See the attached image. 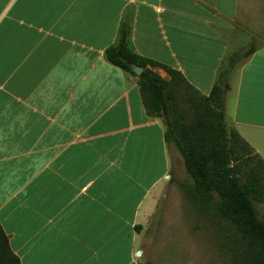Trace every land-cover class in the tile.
Here are the masks:
<instances>
[{"label": "crops", "instance_id": "obj_1", "mask_svg": "<svg viewBox=\"0 0 264 264\" xmlns=\"http://www.w3.org/2000/svg\"><path fill=\"white\" fill-rule=\"evenodd\" d=\"M123 24L205 95L233 59L226 126L264 160V0H0V224L21 264H140L136 226L183 164L105 58Z\"/></svg>", "mask_w": 264, "mask_h": 264}, {"label": "trees", "instance_id": "obj_2", "mask_svg": "<svg viewBox=\"0 0 264 264\" xmlns=\"http://www.w3.org/2000/svg\"><path fill=\"white\" fill-rule=\"evenodd\" d=\"M105 58L137 78L146 113L163 118L165 141L176 147L190 178L182 185L190 206L199 216L211 214L232 229L240 244L236 264H264V217L255 207V202L264 200V160L225 122V84L233 59L205 95L180 71L136 53L127 24L120 26L115 44L105 49ZM131 64L142 67L141 73L137 75ZM151 67L163 68L170 79H163ZM182 88L187 107L180 101ZM136 228L140 230L141 225ZM0 264H21L1 224Z\"/></svg>", "mask_w": 264, "mask_h": 264}, {"label": "rangeland", "instance_id": "obj_3", "mask_svg": "<svg viewBox=\"0 0 264 264\" xmlns=\"http://www.w3.org/2000/svg\"><path fill=\"white\" fill-rule=\"evenodd\" d=\"M185 94L186 89H180L183 106ZM188 182L180 164L139 224L135 257L142 264H236L234 256L240 244L232 229L210 213L206 217L197 214L185 197L182 185ZM255 207L264 217V200L255 202Z\"/></svg>", "mask_w": 264, "mask_h": 264}, {"label": "water", "instance_id": "obj_4", "mask_svg": "<svg viewBox=\"0 0 264 264\" xmlns=\"http://www.w3.org/2000/svg\"><path fill=\"white\" fill-rule=\"evenodd\" d=\"M130 66H131V69H132L137 75L140 74L141 71L143 70L142 67L136 66V65H134V64H131Z\"/></svg>", "mask_w": 264, "mask_h": 264}]
</instances>
